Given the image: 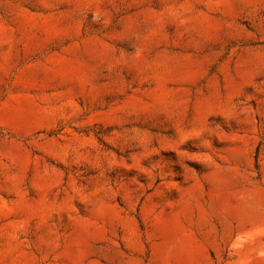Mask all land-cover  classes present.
<instances>
[{"label":"rangeland","instance_id":"obj_1","mask_svg":"<svg viewBox=\"0 0 264 264\" xmlns=\"http://www.w3.org/2000/svg\"><path fill=\"white\" fill-rule=\"evenodd\" d=\"M0 264H264V0H0Z\"/></svg>","mask_w":264,"mask_h":264}]
</instances>
